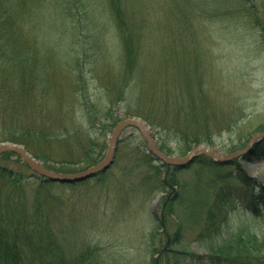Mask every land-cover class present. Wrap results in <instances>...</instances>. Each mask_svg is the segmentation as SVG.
I'll use <instances>...</instances> for the list:
<instances>
[{"label": "trees", "instance_id": "trees-1", "mask_svg": "<svg viewBox=\"0 0 264 264\" xmlns=\"http://www.w3.org/2000/svg\"><path fill=\"white\" fill-rule=\"evenodd\" d=\"M166 29L174 32L166 36ZM247 30L264 46V0H0V141L24 144L44 165L87 167L103 157L107 136L120 119L117 110L124 109L152 126L167 154L183 155L203 143L224 149L214 135L226 118L211 92L222 97L227 91L217 78L230 80L223 49L248 44ZM195 47L210 53L194 52ZM207 58L210 73L207 61L202 63ZM233 85L234 91L240 88ZM131 140L139 161L160 176L150 193L170 188L171 182L179 188L162 214L184 215V223L197 227L198 240L210 250V255L194 253L176 233L147 264H264V183L244 165L251 154L264 152V136L229 160L201 154L187 167L170 168L166 180L167 165L153 157L140 132L135 130ZM12 163L28 165L14 152L0 155V193L6 185L14 187L6 208L17 220L5 221L8 213L0 217V264H88L85 252L70 260L66 239L53 236L49 227L37 236L43 219L22 224L30 209L26 190L37 194L44 188L51 198L76 183L23 173ZM179 172L192 177L180 181L174 177ZM248 195L249 212L234 220L231 211ZM34 199L33 206L39 196ZM149 244L159 252L155 238Z\"/></svg>", "mask_w": 264, "mask_h": 264}, {"label": "rangeland", "instance_id": "rangeland-1", "mask_svg": "<svg viewBox=\"0 0 264 264\" xmlns=\"http://www.w3.org/2000/svg\"><path fill=\"white\" fill-rule=\"evenodd\" d=\"M172 32L174 30L166 29V36ZM176 32L184 33L183 30ZM245 39L248 42L245 46L242 45L239 48L229 46L228 50L223 49L230 59V80H225L222 75H217V78L225 82L227 91L223 92L222 97H216L215 94L214 97L212 95L214 91L210 93L214 100L223 105L221 115L226 118L222 130L214 135L224 149L218 145L210 146L225 155L235 152L231 149L232 147H238L236 151L245 148L259 133L258 129L264 127V46L256 41L250 30L245 32ZM184 43L186 46V42ZM183 49L186 52L189 50L187 46ZM192 50L205 56L210 53V50L206 48L195 47ZM214 50V54L217 55L219 50L215 47ZM224 53L220 55L223 57ZM209 60L207 58L202 62L207 61L204 67L208 73L211 71L208 66ZM195 61L198 62V57ZM205 70L203 68L200 70L202 76L207 75ZM224 75L227 76V74ZM232 83H240V88L234 91L235 87ZM228 86L232 92L229 91ZM210 91L212 89H209L208 93ZM92 93H94L93 97H96L97 90H92ZM225 93L228 94L225 95ZM221 104L218 105L222 106ZM77 109L79 110V106ZM117 115L120 119L131 117L126 115L124 109H118ZM133 132V128L123 132L116 162L106 172L104 179L92 178L77 182L58 191V194H50L51 198L48 197L47 190L44 188L38 187L37 194L26 190L30 209L23 212L29 215L22 217V224H29L35 220L37 223L38 217L43 219L42 229L40 226L41 232L37 236L42 234L43 229L46 230L49 227L53 236L62 235L66 239L70 260L73 261L76 255L85 252L83 259L88 264H147L152 257H158L159 253L167 247L170 239H176V233H179L178 237L182 240V245L189 247L190 251L210 255V250L203 247L198 240L197 227L194 226L195 232L187 223H184V215L162 214L163 205L174 199L179 188L171 182L170 188L150 193L160 182V176L156 173L154 166L139 161L135 143L132 142L133 140L129 141ZM111 134L112 131L107 136L108 143ZM259 153L262 154H251L244 161V165L251 176L264 183V152L259 151ZM8 164H11V161ZM64 164L50 162L49 166H46L60 173H75L86 168L81 164ZM13 165L23 173L33 172L28 165ZM166 171L167 168H164L163 179H165ZM174 177L180 181L190 180L192 172L175 173ZM13 188L6 185L0 193V217L9 214L10 217L8 216L5 221H11L14 224L17 220L13 212H8L6 208L7 196L14 191ZM160 193L162 194L155 204V210H152L153 201ZM18 196H23V191ZM35 196H39V203L36 202L37 205L33 206ZM46 201H49L48 204L40 205ZM251 201L248 195L243 203L240 200L237 202V207L231 211L234 220L243 212H249ZM183 208L182 205L177 206L178 211H182ZM162 215L166 219L165 225L161 223L164 219ZM5 221L4 219L1 221L2 226L5 225ZM153 238L160 245L158 253L157 250L154 251L149 247ZM174 248L179 250L182 246L177 245Z\"/></svg>", "mask_w": 264, "mask_h": 264}, {"label": "water", "instance_id": "water-1", "mask_svg": "<svg viewBox=\"0 0 264 264\" xmlns=\"http://www.w3.org/2000/svg\"><path fill=\"white\" fill-rule=\"evenodd\" d=\"M128 128H135L141 133L142 137L147 143L149 150L151 151L156 160L164 162L168 167L174 166L176 168L187 167L200 154L209 155L219 161L232 159L247 152L253 143H255L260 137L264 136V131L258 133L249 141L248 145L245 148L228 155H225L222 152L218 151L216 148H212L204 143L202 145L191 148L184 155L171 156L164 153V151L160 149L156 139L153 136V132L149 123L141 117L131 116L120 119L114 125L109 141V146L104 157L97 163L79 172H55L52 169H49L48 167L44 166L32 153L27 150L25 145L19 143H14L10 141L1 142L0 154L5 151H12L17 153L29 166L33 168V170L38 175H42L49 180L58 181L62 183L81 182L89 178L98 176L100 173H103L108 170L115 163L122 133ZM164 176L166 177V174ZM160 195L161 194H159L154 200L153 209L155 208V204L158 201Z\"/></svg>", "mask_w": 264, "mask_h": 264}]
</instances>
